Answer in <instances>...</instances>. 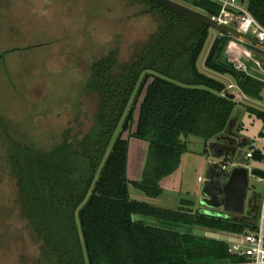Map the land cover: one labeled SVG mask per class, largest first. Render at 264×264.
I'll return each instance as SVG.
<instances>
[{
  "label": "trees",
  "instance_id": "1",
  "mask_svg": "<svg viewBox=\"0 0 264 264\" xmlns=\"http://www.w3.org/2000/svg\"><path fill=\"white\" fill-rule=\"evenodd\" d=\"M146 12L158 23L139 54L120 59L115 47L95 60L86 86L98 109L81 138L69 131L55 147L16 142L9 124L0 127L12 141L9 160L17 179L18 202L53 264H211L240 259L229 244L195 230L237 233L253 227L260 195L250 201L247 216L216 217L194 211L181 200L176 209L130 196L128 161L131 134L149 142L143 177L134 182L149 197L160 196L161 180L181 165L190 138L209 144L233 135L235 99L222 92L226 83L199 68L212 28L203 22L148 0ZM207 16L220 13L214 0H178ZM264 25V0H241ZM232 36L219 33L205 60L208 69L231 76L246 95L261 98L264 82L235 68L226 50ZM253 109V108H251ZM264 121V112L253 109ZM264 153L257 150L255 159Z\"/></svg>",
  "mask_w": 264,
  "mask_h": 264
},
{
  "label": "rangeland",
  "instance_id": "2",
  "mask_svg": "<svg viewBox=\"0 0 264 264\" xmlns=\"http://www.w3.org/2000/svg\"><path fill=\"white\" fill-rule=\"evenodd\" d=\"M147 9L138 0H0V53L4 56L0 60V125L1 118L10 125L11 139L50 149L63 140L67 131L74 139L84 136L98 109L97 94L86 92L91 65L115 47L123 61L135 58L159 23ZM218 35L212 29L199 58V68L226 85L237 83L231 76L205 65ZM247 46L253 58L264 64V49L248 43ZM244 61L249 75L264 82V70L254 60ZM246 96L236 99V121L231 130L237 137L255 141L264 153V121L253 110L264 112V90L259 100ZM138 115L139 109L124 132L130 143L131 198L149 199L154 205L173 208L181 199L189 198L198 207H192L194 211L203 208V182L199 177L206 178L208 154L201 138H190V150L181 165L161 180L160 196L149 197L135 185L143 177L149 152L148 141L131 135ZM12 143L0 127V264H53L43 255L42 241L18 202L17 179L9 160ZM218 146H222L221 141ZM244 146L247 151L251 147L249 143ZM251 165L264 170L262 159L251 160ZM250 187L247 208L254 192L261 198L264 195V182L258 178L251 177ZM243 215L247 216L248 211ZM195 233L216 238L215 233L220 232L208 236L197 229Z\"/></svg>",
  "mask_w": 264,
  "mask_h": 264
},
{
  "label": "built area",
  "instance_id": "3",
  "mask_svg": "<svg viewBox=\"0 0 264 264\" xmlns=\"http://www.w3.org/2000/svg\"><path fill=\"white\" fill-rule=\"evenodd\" d=\"M221 5L219 14L209 16L212 20L219 24L230 26L244 34L253 36L258 40L264 42V25L261 24L250 12L245 2L241 0H214ZM229 60L234 64L235 68L243 71L249 75V68L244 58L254 60L256 66L264 70V64L259 60L253 58L249 52L247 43L241 39L232 36V40L226 50ZM234 95V99L243 100L246 96L242 88L237 83H230L222 92L225 97ZM250 149L247 151L246 158L250 159L248 168L250 172L254 169L251 165V160L255 159L258 144L255 141H249ZM262 160L264 161V155ZM220 164L226 170L238 166L234 159L225 158L220 161ZM251 177H256L259 181L264 182V178L251 174ZM250 177V179H251ZM199 180L206 182L207 178L202 176ZM251 189V187H250ZM249 189V190H250ZM248 202V199H247ZM260 204L258 218L252 222L250 230L237 233H218L217 239L224 240L229 244V252L240 259L238 264H264V195L258 201ZM250 209L247 208L246 212ZM235 214H231L233 217ZM243 216V215H242Z\"/></svg>",
  "mask_w": 264,
  "mask_h": 264
},
{
  "label": "water",
  "instance_id": "4",
  "mask_svg": "<svg viewBox=\"0 0 264 264\" xmlns=\"http://www.w3.org/2000/svg\"><path fill=\"white\" fill-rule=\"evenodd\" d=\"M150 2L158 3L166 8L175 10L186 16L194 18L204 24L210 26L219 33L228 34L235 38L241 39L248 44L264 49V42L257 38L244 34L230 26L219 24L212 20L209 16L198 12L197 10L184 5L175 0H148ZM0 53V60L3 58ZM234 99V95L230 96ZM233 124H231L232 129ZM225 137L219 138L217 142L209 144L211 155L223 160L225 157L234 159L238 166L231 170H226L220 164L215 162L209 164L206 171V182L202 187V204L201 212L207 215L216 217H230L231 214L243 215L246 212L248 193L250 189L251 174L264 178V170L254 168L251 172L248 168L250 159L246 158L247 150L243 147H237L236 141L233 142L236 148H223L218 146V142ZM250 140L246 138L241 139V144L246 145Z\"/></svg>",
  "mask_w": 264,
  "mask_h": 264
},
{
  "label": "flooded vegetation",
  "instance_id": "5",
  "mask_svg": "<svg viewBox=\"0 0 264 264\" xmlns=\"http://www.w3.org/2000/svg\"><path fill=\"white\" fill-rule=\"evenodd\" d=\"M241 139L242 138L240 136L237 137L236 134L225 136V138L221 141L222 146H219V147H223V148L233 147V148H236V145L233 144V142L236 141L237 147H243V148L246 149V147L243 144H241Z\"/></svg>",
  "mask_w": 264,
  "mask_h": 264
},
{
  "label": "crops",
  "instance_id": "6",
  "mask_svg": "<svg viewBox=\"0 0 264 264\" xmlns=\"http://www.w3.org/2000/svg\"><path fill=\"white\" fill-rule=\"evenodd\" d=\"M225 137V136H224ZM207 161H206V165L205 166H207V168H208V166H209V164H211V163H215V162H220L221 160H218V159H216V158H214L213 156H210L209 154L207 155ZM206 171H207V169H206ZM200 181V180H199ZM200 182H202V181H200ZM203 184H204V182H203ZM182 200V199H181ZM181 200L179 201V203L178 204H176L175 205V207L173 208V207H165V208H172V209H176V208H179L180 206H181ZM145 201H147V202H150L151 203V201H149V199H146ZM201 205L203 206V204H202V199H201ZM158 206V205H157ZM195 209H197L198 207L196 206V203H195ZM204 207V206H203ZM202 208H199V210H201ZM203 233H207L206 235H208V234H213V233H211L210 231L208 232V231H205V230H203ZM216 235H217V233H215ZM208 236H210V235H208ZM213 238H215V237H213Z\"/></svg>",
  "mask_w": 264,
  "mask_h": 264
}]
</instances>
